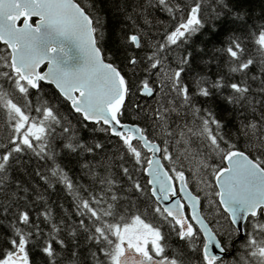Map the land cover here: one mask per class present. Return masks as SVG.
<instances>
[{
	"label": "snow or ice",
	"instance_id": "obj_1",
	"mask_svg": "<svg viewBox=\"0 0 264 264\" xmlns=\"http://www.w3.org/2000/svg\"><path fill=\"white\" fill-rule=\"evenodd\" d=\"M0 264H264V0H0Z\"/></svg>",
	"mask_w": 264,
	"mask_h": 264
}]
</instances>
